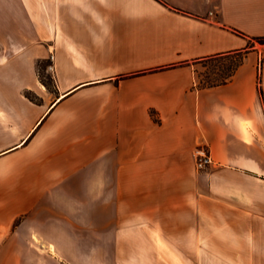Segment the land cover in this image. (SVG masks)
<instances>
[{
	"label": "crops",
	"instance_id": "obj_1",
	"mask_svg": "<svg viewBox=\"0 0 264 264\" xmlns=\"http://www.w3.org/2000/svg\"><path fill=\"white\" fill-rule=\"evenodd\" d=\"M263 37L264 0H0V264H64L87 223H264V53L227 85L195 79Z\"/></svg>",
	"mask_w": 264,
	"mask_h": 264
},
{
	"label": "rangeland",
	"instance_id": "obj_2",
	"mask_svg": "<svg viewBox=\"0 0 264 264\" xmlns=\"http://www.w3.org/2000/svg\"><path fill=\"white\" fill-rule=\"evenodd\" d=\"M257 46L264 53V44ZM241 61V55L202 62L195 66L196 86L201 87L208 80H220L233 70ZM44 83L48 76L42 77ZM204 171V170H203ZM73 212H78L73 210ZM236 215L238 212L235 213ZM234 214V215H235ZM243 217V216H242ZM83 226V225H81ZM74 231V225L70 226ZM87 239L60 242V247H71L68 256H54L55 263L64 264H264V255L254 253V248L264 247V223H255L249 216L240 222H218L199 226V239H166L158 230L152 231L153 238H144L139 225H119L120 233L116 238L117 227L104 223L103 234L95 237L94 224H86ZM144 230V229H143ZM178 229L170 228L171 232ZM148 232L147 229H145ZM41 243L46 246L47 233L42 231ZM135 238H122L121 236ZM150 235V234H148ZM204 236V237H203ZM51 242V241H50ZM53 244V241L51 242ZM41 247V246H40ZM43 255L47 257V255ZM49 258V257H47Z\"/></svg>",
	"mask_w": 264,
	"mask_h": 264
},
{
	"label": "trees",
	"instance_id": "obj_3",
	"mask_svg": "<svg viewBox=\"0 0 264 264\" xmlns=\"http://www.w3.org/2000/svg\"><path fill=\"white\" fill-rule=\"evenodd\" d=\"M253 42H258V43L263 45L264 44V37L263 38L253 39ZM252 48H253V46H249L248 48H246V49H244L242 51H239L237 53L222 54V55H217V56L204 58V59H202L200 61H197L196 64H199V63H202V62H209V61H213V60L222 59V58L228 57V56L233 55V54L241 55V61L239 62V64L233 70H231L226 76L221 77L220 80H214V81L208 80V81H206V83L204 85H202L201 87H197V88L200 89V90L210 89V88L224 86V85H227L228 83H230L232 81L233 77H234V74H235L236 70L243 64L245 57L248 55L249 52H251ZM186 64L187 63H181V64H178V65H173V66H170V67H167V68L157 69V70L150 71V72H157L159 70L174 68L176 66H184ZM145 73H148V72H145ZM145 73H142V74H145ZM261 81H262L261 77L259 76V79H258L259 92H260L261 96L264 98L263 91L261 89Z\"/></svg>",
	"mask_w": 264,
	"mask_h": 264
},
{
	"label": "built area",
	"instance_id": "obj_4",
	"mask_svg": "<svg viewBox=\"0 0 264 264\" xmlns=\"http://www.w3.org/2000/svg\"><path fill=\"white\" fill-rule=\"evenodd\" d=\"M52 70L53 67L51 66ZM195 167L198 171L206 170L213 164V159L210 154L209 148L204 144H199L194 151Z\"/></svg>",
	"mask_w": 264,
	"mask_h": 264
}]
</instances>
